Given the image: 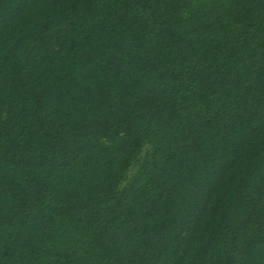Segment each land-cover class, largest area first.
<instances>
[{
	"label": "trees",
	"instance_id": "obj_1",
	"mask_svg": "<svg viewBox=\"0 0 264 264\" xmlns=\"http://www.w3.org/2000/svg\"><path fill=\"white\" fill-rule=\"evenodd\" d=\"M0 264H264V0H0Z\"/></svg>",
	"mask_w": 264,
	"mask_h": 264
}]
</instances>
